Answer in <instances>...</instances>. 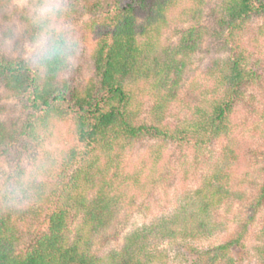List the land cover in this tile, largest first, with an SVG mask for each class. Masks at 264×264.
<instances>
[{"label":"trees","instance_id":"trees-1","mask_svg":"<svg viewBox=\"0 0 264 264\" xmlns=\"http://www.w3.org/2000/svg\"><path fill=\"white\" fill-rule=\"evenodd\" d=\"M12 1L0 0L2 37H11L16 18L9 15L15 14L29 40V14L37 0L22 7ZM106 1L68 2L66 23L79 12L103 15L94 21L103 32L91 54L95 74L82 85H73L68 71L57 66L37 68L23 55L0 52V84L28 104L25 116L0 119V149L21 138L35 147L29 162L5 174L0 187V264H169L167 243L183 250L181 262L234 264L231 252L242 243L243 231L216 245H196L222 231L214 212L232 191L218 170L206 176L200 187L180 195L176 206L127 233L119 250L99 254L92 249V238L111 223L120 202L116 188L127 179L120 181L124 144L151 133L166 135L180 147L204 150L227 136L229 116L241 89L252 81L262 83L263 77L248 66L247 50L232 37L264 2L257 6V0H222L217 9L211 8L208 24L199 23L183 34L177 47L184 53L195 49L207 34L223 37L232 46L218 65L208 106L170 129L162 118L159 123L140 122L134 88L146 85L149 94L161 97L159 92L171 73L176 75L175 87L183 75L177 48L159 43L177 0H115L108 8ZM192 36L194 44H190ZM159 105L158 101L155 111ZM64 121L72 123L81 146L49 153L43 143L59 135L51 127ZM112 167L114 174L109 177ZM257 201H264V182ZM72 213L82 217L74 231ZM262 255L257 264H264Z\"/></svg>","mask_w":264,"mask_h":264},{"label":"rangeland","instance_id":"rangeland-1","mask_svg":"<svg viewBox=\"0 0 264 264\" xmlns=\"http://www.w3.org/2000/svg\"><path fill=\"white\" fill-rule=\"evenodd\" d=\"M29 0H13V5L24 6ZM71 0H68V2ZM106 8L112 7L115 0H107ZM222 0H177V5L168 14L161 30L160 44L176 50L181 61L183 75L177 86H173L175 73H171L168 83L159 94H149L146 85L134 88L135 106L140 122L159 123L170 129L184 119L192 118L194 111L206 108L216 83V73L221 59L229 56L231 42L208 34L201 39L191 52H183L177 45L184 33L207 22L211 8L217 9ZM264 0H257V6ZM213 12V11H212ZM100 13L79 12L68 22L79 37V50L74 67L67 72L73 85H82L94 76L91 54L96 40L103 32L94 25ZM11 37H2L0 32V52L10 56H24V46L28 42L22 23L15 14ZM96 28V29H95ZM225 36V35H224ZM190 44H194L192 36ZM240 42L246 52L248 66L262 75V83L249 82L241 89L240 99L235 103L229 116V132L219 141L207 145L204 150L193 146L180 147L166 135L146 133L124 144L121 158V178L125 180L117 186L121 194L115 207V215L107 227L102 228L92 238V249L99 254L119 250L126 234L135 227L147 222L162 212L176 206L180 195L200 187L204 178L218 170L231 187V197L215 210V219L222 225L220 234L203 238L196 242L198 247H209L226 240L231 235L244 232V238L231 252L234 264H257L263 256L264 248V201L258 202L261 184L264 182V7L259 8L232 37ZM217 62V63H216ZM215 93V92H214ZM159 101V109L155 105ZM27 102L14 95L0 84V119H17L25 116ZM70 121L57 122L51 130L58 136H51L43 143L44 148L53 154L67 151L73 146H81ZM34 146L25 138L8 148L0 149V187L4 175L12 174L18 166H25ZM3 149V150H2ZM115 167L109 172L114 174ZM119 181V179H118ZM82 221L80 215L72 213L71 228L74 231ZM245 226L247 227L246 229ZM165 247L170 262H181L183 250L167 243ZM169 263V264H171ZM217 264H225V261Z\"/></svg>","mask_w":264,"mask_h":264},{"label":"clouds","instance_id":"clouds-1","mask_svg":"<svg viewBox=\"0 0 264 264\" xmlns=\"http://www.w3.org/2000/svg\"><path fill=\"white\" fill-rule=\"evenodd\" d=\"M69 14L68 0H37L29 14L32 31L24 46L29 64L64 71L74 67L80 43L73 27L64 22Z\"/></svg>","mask_w":264,"mask_h":264}]
</instances>
